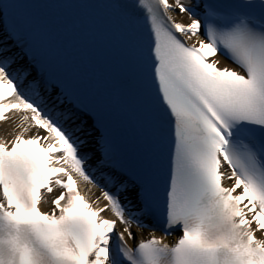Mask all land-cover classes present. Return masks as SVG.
Here are the masks:
<instances>
[{"label":"snow or ice","instance_id":"1","mask_svg":"<svg viewBox=\"0 0 264 264\" xmlns=\"http://www.w3.org/2000/svg\"><path fill=\"white\" fill-rule=\"evenodd\" d=\"M0 123V264H264V0H0Z\"/></svg>","mask_w":264,"mask_h":264},{"label":"bare ground","instance_id":"2","mask_svg":"<svg viewBox=\"0 0 264 264\" xmlns=\"http://www.w3.org/2000/svg\"><path fill=\"white\" fill-rule=\"evenodd\" d=\"M176 18H177V20L179 19L178 16H177ZM11 129H12V125H11L10 123H0V137H4V136H6V134H7L8 132H10ZM90 187H91V186H89V185H85L83 182H80V188H81V190H82L83 192L86 191V192H87V195H88V197H89L90 199L93 200V198H96V197H98V196L101 195V194H98V192L96 191V188H91V191L88 192V189H89ZM105 203H106V202L103 201V199L101 198V200H100V206H103ZM108 214H109V212L102 213V215H105V216L109 217ZM133 231L135 232L136 229L133 228Z\"/></svg>","mask_w":264,"mask_h":264}]
</instances>
